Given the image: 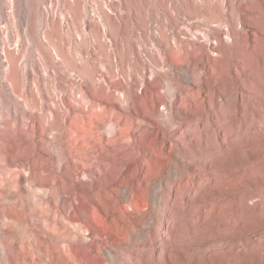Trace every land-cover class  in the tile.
I'll use <instances>...</instances> for the list:
<instances>
[{
    "label": "rangeland",
    "instance_id": "1",
    "mask_svg": "<svg viewBox=\"0 0 264 264\" xmlns=\"http://www.w3.org/2000/svg\"><path fill=\"white\" fill-rule=\"evenodd\" d=\"M5 55L29 90L40 78L44 126L53 109L60 119L56 139L29 116L26 135L0 131V189L13 192L0 191V237L14 236L16 263L61 262L41 228L55 234L82 197L84 224L115 234L104 214L119 183L121 249L103 263L264 261V0H0V92ZM3 93L1 120L18 97Z\"/></svg>",
    "mask_w": 264,
    "mask_h": 264
},
{
    "label": "bare ground",
    "instance_id": "2",
    "mask_svg": "<svg viewBox=\"0 0 264 264\" xmlns=\"http://www.w3.org/2000/svg\"><path fill=\"white\" fill-rule=\"evenodd\" d=\"M224 26L227 27L228 23H226ZM233 26L235 27V29H238V27H239V25H237V24H235ZM199 42H200V40L199 41H193V40L187 41V45L185 46V48L189 47L191 52L194 53L195 47L199 44ZM4 60L6 61V66L4 67L6 80L4 79L5 81L3 82L2 90L5 91V93L8 95V98H9V96H10V98H14V97L16 98V96H18V97L16 98V101H17V106H16L17 109L15 108L16 111L15 110L12 111V109H14V108L11 105V103L7 100V97H6V99H2L3 108L5 109L8 116L5 118L3 117L4 119L2 118V120L0 117V124L2 123V125H3L2 130H0V131L2 133H4V132L10 133V132H12V131L14 132L16 130V131L21 132V133L23 132L26 135V132H25L27 129L26 127H28L30 125L29 124L30 122L27 120L28 116H29L34 123H37L36 125H38V127L41 125L43 126L44 133H45V130H47V129L49 131L53 130V132H51V133H54L52 138L56 139L57 133H58V128L60 125L59 114H58V112H56V109H53L51 117L48 119V121H46V125L44 126L43 120H44V117L46 115L45 114V107L47 106V103L45 100L46 99V91H45L44 86L42 85V82L39 80L40 78H37L35 80L34 88H32V89L30 88V90H29V87H28L29 84L27 85V82H26L25 70H20L18 68V65L16 64L15 60L13 59V57L10 55H5ZM2 90H1V92H2ZM1 92H0V97H1ZM5 93H3V94H5ZM51 104H52V102H51ZM54 105H55V103H54ZM25 106H27L28 109H26ZM38 127L34 126V129L35 128L38 129ZM29 128H30V126H29ZM39 129L42 131V128H39ZM36 133H37V131H34L32 133V135L30 136L29 133L27 132L29 137H25L24 135H21L22 138H20V139L24 143L25 139H27V138L28 139L29 138L34 139L36 137ZM39 133H41V132H39ZM5 135L7 136V138H9L8 134H5ZM2 136H3V134H2ZM42 136H43V134H42ZM12 138H10V139H12ZM2 139H4V138H2ZM71 139L72 138H70V131L68 130L65 134V140L69 141ZM37 140H38V138H37ZM35 141H36V139H35ZM38 142H35V147H36V143H38ZM40 143H42V142H40ZM1 144H3V143H1ZM29 146H31V145H29ZM53 146H54V144H53ZM1 147L4 148L3 145H1ZM38 148L40 149V147H38ZM13 149L14 148H12V150ZM8 154H9V152H8ZM11 154H13V153H11ZM52 154H54V153H52ZM16 155H17V153H16ZM19 155H20V153H19ZM18 157H20V156H18ZM15 158H17V157H15ZM4 159H5V157H4ZM14 159H12V160H14ZM23 161L25 163L24 159H23ZM52 163H53V161H52ZM53 166H54V164H53ZM32 168H34V167H32ZM21 171L22 170H20V172ZM1 172L3 173V171H1ZM2 176H4L3 178H5V175H2ZM20 178H21V176H20ZM17 179H19V177ZM69 180H70V178H69ZM42 182H40L41 185L44 184ZM58 183H59V181L54 179L53 182H51L52 188L58 189V186H59ZM18 187L20 190V185ZM82 187H83V185H82ZM34 190H36V189H34ZM62 190H63V188H62ZM123 190L124 189H123L122 183H119L117 185V187L114 188V191L116 192L115 193L116 194V204L114 205V209L111 210V212L106 211L104 214L105 215V221L110 222L111 220H113L114 224L116 225L117 230H116L115 234H112L110 232L109 225L97 226V225L92 224V223L84 224V221H85L84 219L87 218L88 210L91 207L89 199L86 197L81 198V200L79 202L80 206L76 205L70 209L69 214H68V219H64V216L62 217L61 214L59 215L60 217L58 216V214H57V216L54 217V220H53L55 222L54 224L61 225V228L55 229L56 230L55 234L53 233L54 230L53 231L47 230L48 229V228H46L47 225L45 226L46 229L41 228L42 232L45 233V235L47 237H49L50 239H51V237L54 238L57 242V245H61L60 246V250L62 253L61 262L54 259V261L53 260L51 261V262H54L53 264H105L102 261L98 260V255H99L100 251H102L106 247L109 248V246H113L114 248H116V253L118 254L119 250L121 249V241H122V235H123L122 234L123 205H122V199H121ZM0 191L3 194V197H6L8 195H11L10 193H13L11 191L9 193V191H7L5 189H0ZM97 192H99V191H97ZM73 193L75 194V196L78 194L75 191L71 192L70 196H69L70 199H72ZM21 195H19V196H21ZM44 197H45V195H43V197H42L43 200H44ZM53 200H54V198H53ZM73 201H74V198H73ZM51 203H53V202H51ZM48 204L50 205V203H48ZM46 207H48V206H46ZM1 213L2 212L0 211V215H1ZM62 219H63V221H62ZM65 220H68V221L65 222ZM87 221H88V218H87ZM83 227H84L85 231L88 232L87 236H84L81 233V232H84L82 230ZM1 239L4 242V247H5L4 248V255H5L6 259H8L11 264H25V262H24L25 259H21L16 263V261L13 257L14 253H16V252L19 253L17 250L16 251L13 250V248L17 247L16 242H14V236H12L10 233L3 232ZM62 240L66 242V243L64 242L65 244H63V245H62ZM69 246L71 247V249H69V251H68L67 248ZM24 255L29 256L28 253L23 254V256ZM117 256H118L117 260L121 261V256H119V255H117ZM201 260H202V255H199L195 261V264H201ZM136 261H137V258L136 259L132 258L130 260L128 259L127 264H132V263L135 264ZM0 263H1V260H0ZM123 263L124 262H120L119 264H123ZM257 263L258 264H264V261L261 262V259H258ZM31 264H38V263H36L34 260L31 259Z\"/></svg>",
    "mask_w": 264,
    "mask_h": 264
}]
</instances>
